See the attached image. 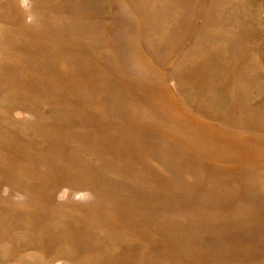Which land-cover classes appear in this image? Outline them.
<instances>
[{
    "label": "rangeland",
    "instance_id": "1",
    "mask_svg": "<svg viewBox=\"0 0 264 264\" xmlns=\"http://www.w3.org/2000/svg\"><path fill=\"white\" fill-rule=\"evenodd\" d=\"M0 264H264V0H0Z\"/></svg>",
    "mask_w": 264,
    "mask_h": 264
}]
</instances>
